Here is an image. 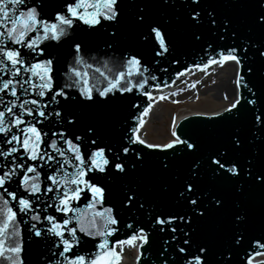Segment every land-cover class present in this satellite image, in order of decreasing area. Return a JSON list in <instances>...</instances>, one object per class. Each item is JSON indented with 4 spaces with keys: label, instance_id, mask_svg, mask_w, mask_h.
Listing matches in <instances>:
<instances>
[{
    "label": "snow or ice",
    "instance_id": "obj_1",
    "mask_svg": "<svg viewBox=\"0 0 264 264\" xmlns=\"http://www.w3.org/2000/svg\"><path fill=\"white\" fill-rule=\"evenodd\" d=\"M155 7L176 12L184 9L191 27H207L213 35L219 34L220 40L227 35L235 42L241 27L247 32L234 47L220 50L218 58L209 59L204 68L235 63L237 98L225 109L228 116L217 115L232 120L247 111L252 119L247 129L234 128L227 144L206 156L201 155L200 142L183 131L177 134L174 130V139L163 145L148 143L141 137L140 128L151 104L141 109L138 101L125 94L135 89L138 95L153 101L151 92L144 89L149 79L155 81L157 77L145 75L149 68L147 62L142 64L140 53H126L121 66L127 72L119 71L111 79L96 68L106 81L103 87L88 86V73L77 67H92L81 55L91 37L103 29L107 47L113 48L125 23L146 28L139 37L151 47L156 64L161 63L157 57H173L176 40L169 27L173 18L150 19V9ZM222 8L246 9L247 13L241 19ZM174 19L179 21L181 17ZM191 35L194 40L201 39L198 32ZM65 44L74 50V65L69 66L68 76L72 82L60 85L53 74L59 63L58 50ZM171 62L178 60L173 58ZM245 62L247 79L239 71ZM256 64L262 67L258 70ZM0 73L10 77L0 79V145H10L0 148V264H26L21 224L27 225V240L37 250L35 264H120L124 246L151 248L150 237L161 241L153 264H230L231 247L221 250V241L241 245L250 217L237 199L230 237L221 238L217 216L227 201L223 192L213 190L212 185L243 199L258 191L260 224L264 227V0H0ZM134 75L139 79L134 80ZM65 89H75L79 98ZM18 91L41 99L21 100ZM5 96L15 99L5 100ZM125 101L129 109H141L130 113L135 125L120 141L106 143L102 135L110 119L106 109ZM42 145L55 154L42 150ZM145 148L159 149L164 155L150 164L153 154L144 152ZM185 158L187 173L175 189V210L161 211L150 196L151 187L142 190L136 182L122 184L118 206H104L112 199L109 181H125L147 167L163 176ZM68 167L73 171L69 172ZM13 183L21 194L9 190ZM159 191L169 193L170 185L160 183ZM82 198L91 199L87 205L93 209L90 215L73 206ZM41 204L43 216L36 211ZM48 208L64 218L47 214ZM114 209L117 213H139L136 227L132 223L124 225L132 230L126 239H109L120 231ZM21 216L26 219L21 220ZM85 216L87 224L82 219ZM140 216H146L143 226L139 224ZM73 220L78 227H69ZM254 243L264 247L260 241ZM90 244L97 251L86 256L83 253Z\"/></svg>",
    "mask_w": 264,
    "mask_h": 264
},
{
    "label": "water",
    "instance_id": "obj_2",
    "mask_svg": "<svg viewBox=\"0 0 264 264\" xmlns=\"http://www.w3.org/2000/svg\"><path fill=\"white\" fill-rule=\"evenodd\" d=\"M222 11L228 12L229 14L235 15L243 18L246 15V9H231V8H222ZM179 15L181 19L179 21L175 20L174 17ZM164 18H173L172 23L169 26L173 36L176 40V48L173 53V57H170L168 60H164L161 57H157L156 59L161 60L160 64H156L152 59V51L151 47L143 42L140 37L139 33L141 31H146V28L139 29L130 26L129 24L125 23L122 25L120 30V40L114 44L113 48H108L106 44V40L108 37L104 34V30L102 29L101 32L88 40L87 50H82L81 55L84 57V60L87 64H91L92 67L88 68L86 65L77 66L80 71L88 73V86L90 87H103L106 81L104 77L97 73L95 70L96 68H100L101 72L104 73L109 79L113 78L119 71L127 72V68L122 67V62L124 60L125 54H134L140 53L143 56L142 64L146 63V66L149 68V72L145 73L146 76L155 75L157 80L152 81L149 79L148 84L145 86L144 91L151 92L161 90H167L178 78L179 81H183V75L189 72L190 74L193 73H201L202 70H194L193 69H204V65L206 62L213 58L214 56L218 58V52L220 50H226L228 48L234 47L236 44L240 42V37L247 35L244 27L239 29V35L236 38L235 42L230 39L227 35H225L224 40H220L218 38L219 34L213 35L207 27H191L187 23L186 19V12L184 9H180L178 12L173 11L172 9H165L155 7L150 9V19L154 20H163ZM107 23V22H105ZM82 28L86 26L81 25ZM112 29H107L110 32ZM91 31V30H89ZM198 32L201 34V39L199 41L194 40L192 38V33ZM49 43V42H45ZM55 44L56 42H50ZM211 45V48H209ZM44 45H41L43 47ZM58 60L59 63L55 65L56 71L54 72V77L58 84L63 85L65 83H71L68 79V76L71 75L69 72V66L74 65V50L70 49L67 44L64 47L58 50ZM95 57V59H92ZM44 57H39L38 59H43ZM178 60V63L171 62L172 60ZM199 65L200 67H197ZM246 65L245 67L240 69V74L244 75L247 79L246 73ZM212 66L208 65L207 67ZM255 67L259 70L262 66L256 64ZM166 70V71H165ZM10 77L4 76L0 73V79H8ZM75 79V77H73ZM133 79H139V77L133 76ZM159 85V87H157ZM69 91L71 94L77 95L79 98V93L75 89H65ZM244 95H248L246 90L241 89ZM3 95V94H0ZM21 95V100L23 99H41L35 96L29 95ZM49 95H51L49 93ZM126 96H132L136 101H138L141 105V109L147 107L148 104H152L151 108H154V104L151 101H148L146 96L138 95L137 91L134 89L133 93L125 94ZM60 99L59 97H57ZM237 98V96H236ZM5 100L15 99L11 96H5ZM48 97H44L43 100L46 102ZM18 101L17 103H19ZM28 107H32L28 105ZM73 108L78 106L73 105ZM151 108L149 110H151ZM141 109H129L128 103L125 101L124 103L116 106H112L106 111L110 113V119L106 123L103 128L102 135L106 143H116L121 140V137L125 134H130L127 132L129 127L135 125V122L132 120V115L130 113L139 112ZM2 110V108H0ZM235 111V110H234ZM228 116L229 113L223 110L222 112L215 113L212 115H203V114H195L191 116L184 117V119L180 120L176 127L175 131L177 134H180L183 131L186 135H190L193 138L197 139L201 144V155H207L209 152L216 150L227 144L228 137L231 131L236 127H241L243 129H247L249 126L252 114L247 111H242V114L239 119H232V120H224L222 119L221 115ZM26 119H31L26 117ZM43 127V125H40ZM57 130V129H54ZM141 134V128H140ZM51 136V133H49ZM142 137V136H141ZM2 138V136H0ZM55 138V137H53ZM143 138V137H142ZM182 138H184L182 136ZM62 143V142H61ZM10 147V145H0V148ZM64 147H67L66 145ZM134 147H136L134 145ZM143 148V146H139ZM182 147V146H179ZM42 150H46L49 153H52V149L44 148V145L41 146ZM144 152H148L153 154L150 157V164L155 162V157L163 156L164 153L161 152L159 149H143ZM171 151V150H169ZM55 154V153H52ZM70 155V153H69ZM11 159V158H9ZM59 159V157H58ZM0 160H3L0 157ZM187 158L181 159L177 161V163L163 176H159L156 170L153 167H147L144 170L137 171L133 175L126 178L125 181H109V185L112 190V199L110 203H106L104 206H112L119 204L120 194H121V186L125 182H136L141 184V189L144 190L148 187H151L152 191L150 196L152 199L156 200L160 206L161 211H172L175 210L178 206L175 204L174 201V193L175 189L179 186L180 179H182L187 173ZM7 163V161H5ZM28 163H40L28 161ZM67 170L69 172L73 171V168L68 167ZM51 171V170H50ZM92 175V174H90ZM103 175V174H101ZM41 179L44 180L43 175ZM45 183H50L45 181ZM160 183H167L170 185V191L167 194H161L159 191ZM207 183V181H206ZM8 186V185H6ZM213 190L222 191L225 195L227 206L226 208L218 214L217 220L220 224V237L227 238L230 237V233L232 231L231 228V216L234 212L238 211L234 207V202L237 199L241 200V208L248 212L250 217V222L244 229V239L241 245L231 246L230 244L223 243L221 241L222 247H231V257H230V264H264V260L258 261L255 263L256 258L264 257V247H260L259 245L255 244V241H260L261 244H264V227L260 224V194L258 191H253L251 195L247 199H243L238 197L236 193L232 191H226L221 189L219 186L212 185ZM9 190H16L18 195L21 194V190L16 188L15 183L9 186ZM2 191V190H0ZM26 195V194H25ZM49 196H53V193H49ZM51 203V201H48ZM91 203V199H81L78 203L74 202L73 206L80 209L82 212L90 215L93 209L87 207V205ZM11 206V205H10ZM100 206H97V210H99ZM147 208V205H146ZM43 209L44 205L41 204L36 211L41 213L43 216ZM47 214L55 215L57 219L64 218L61 213H57L54 211L53 208L47 209ZM114 214L117 215V218L120 220L119 229L120 231L117 232L113 237L109 239L111 241H115L117 238L119 239H126L131 233V229H127L124 227L127 223H132L134 227L137 226L136 216L131 215L126 212L117 213L114 209ZM72 215V214H70ZM76 215H79L77 213ZM21 220L26 219V217L21 216ZM85 224H87V216L82 217ZM146 221V216H140L139 224L143 226L144 222ZM34 222V221H33ZM40 225L38 224V227ZM78 225L76 221L73 220L69 227H73ZM24 237V245H25V256H26V264H35V257H36V248L31 246L27 240V225L21 224ZM147 231V229H146ZM78 235H83L78 233ZM152 246L149 248L148 245H145L143 248L138 246V255L135 264H153V261L156 259V253L160 247V239L159 237L152 238ZM76 251H80L76 249ZM97 251L93 245H89L88 249L84 251V255L88 256L89 254H95ZM116 251L119 252V247H116ZM141 253H144L141 256ZM139 258V261H138ZM122 261V259H121ZM120 261V262H121Z\"/></svg>",
    "mask_w": 264,
    "mask_h": 264
},
{
    "label": "rangeland",
    "instance_id": "obj_3",
    "mask_svg": "<svg viewBox=\"0 0 264 264\" xmlns=\"http://www.w3.org/2000/svg\"><path fill=\"white\" fill-rule=\"evenodd\" d=\"M236 67L226 64L223 68L215 65L201 73H193L175 82L176 91L165 95L160 104L151 112L149 126L142 132L148 143L163 145L174 139L173 125L187 115L215 114L235 101V90L232 82ZM229 90L222 92L223 86ZM176 125V124H175ZM137 255L136 247H124V264H134Z\"/></svg>",
    "mask_w": 264,
    "mask_h": 264
},
{
    "label": "bare ground",
    "instance_id": "obj_4",
    "mask_svg": "<svg viewBox=\"0 0 264 264\" xmlns=\"http://www.w3.org/2000/svg\"><path fill=\"white\" fill-rule=\"evenodd\" d=\"M226 64H232V65H234V66L236 67V73H235V75H234V81L232 82V84H233V88H234V90H235V96H236V94H237V88H236L235 80H236V76H237V71H238V69H237V66L235 65L234 62H227ZM226 64H225V65H226ZM188 75L191 76L190 73H187V74L184 75L183 78L187 77ZM176 90H177V89H176V87H175V84H173L172 86H170V88L168 89V91H167V90H161V91H154V92L152 93V96L154 97V100L152 101V103L154 104V108H151V110H149L148 115H147L146 117H144L145 124H144L143 127H142L141 135H142V132H144L145 129H147V127L149 126V118H150V116H151V112H152L155 108H157V106L160 104V102H159V101L161 100L160 97H161V96H165V95H171V94L177 92ZM227 90H229V88H228V85L226 84L225 86L222 87V89H221V93H222V92H223V93H224V92H227ZM144 139H146V138L144 137ZM124 247H125V246H124ZM119 252H120V247H119ZM122 257H124V251H123ZM125 261H126V257H124L123 261H122L120 264H124Z\"/></svg>",
    "mask_w": 264,
    "mask_h": 264
}]
</instances>
